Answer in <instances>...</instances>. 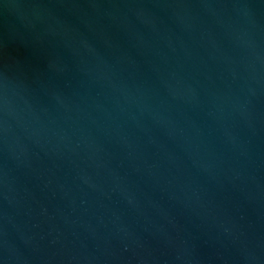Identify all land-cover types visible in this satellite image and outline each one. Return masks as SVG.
I'll return each instance as SVG.
<instances>
[{"label": "water", "instance_id": "1", "mask_svg": "<svg viewBox=\"0 0 264 264\" xmlns=\"http://www.w3.org/2000/svg\"><path fill=\"white\" fill-rule=\"evenodd\" d=\"M0 264H264V0H0Z\"/></svg>", "mask_w": 264, "mask_h": 264}]
</instances>
